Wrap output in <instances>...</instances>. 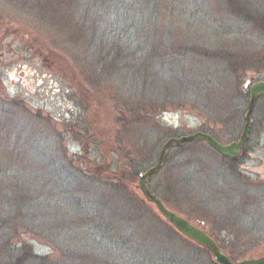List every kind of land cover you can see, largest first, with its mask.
Masks as SVG:
<instances>
[{"label": "rangeland", "instance_id": "1", "mask_svg": "<svg viewBox=\"0 0 264 264\" xmlns=\"http://www.w3.org/2000/svg\"><path fill=\"white\" fill-rule=\"evenodd\" d=\"M241 3L264 15V0ZM145 4V0H0V50L10 47L18 55L7 63L0 60V156H4L0 164L5 167L1 170L23 177L28 200L42 203L36 216L28 214L13 239L33 254L48 256L55 249L95 252L86 233L64 229L68 220L73 222L65 205L52 212L58 213L57 222L66 221L57 231L48 210L56 192L72 197L66 193L69 162L78 167L71 189L81 192L86 187L84 194L111 206L109 212L115 207L112 213L124 218L115 199L119 182L123 198L140 203L150 220L189 241L190 264H217L208 249L175 230L146 200L138 174L155 164L169 137L204 131L223 144L240 135L247 87L264 79V22L248 23L244 16H234L223 0H186L184 22H174L172 31L160 28L170 33L174 46L193 54V73L187 74L188 80L184 72L182 77L193 83L189 85L194 88L186 90L193 109L166 110L162 60L157 55L158 20L153 7ZM130 21L147 34L134 44L154 54L150 74L143 78V93L142 77L119 69L110 59L107 49L114 40L101 39L105 29ZM12 31L14 41L1 45ZM46 56L45 70L38 60ZM198 64L207 66L203 73L208 76L228 79L200 76ZM19 70L26 75L20 77ZM198 80L203 81L195 83ZM196 87L204 89L198 93ZM223 90H228L226 97ZM197 96L198 102L207 96L220 108L206 115L210 106L194 102ZM67 105L70 110L64 108ZM252 119L237 166L208 143L191 141L171 146L161 169L148 179L149 189L166 209L202 228L234 261L264 256V97L256 101ZM4 259L0 264L11 263Z\"/></svg>", "mask_w": 264, "mask_h": 264}, {"label": "trees", "instance_id": "2", "mask_svg": "<svg viewBox=\"0 0 264 264\" xmlns=\"http://www.w3.org/2000/svg\"><path fill=\"white\" fill-rule=\"evenodd\" d=\"M145 1V8L152 9L153 7L154 12L157 14H155L157 17L155 18L158 20L160 39L158 48L160 47L161 50L160 54L157 51V55L161 56L162 60V65L160 63V67H162L163 71L166 110L168 108H173L172 106H176V109L189 112V110L193 109V106L188 104L192 99H188L190 95L186 90L194 87L189 85H193L192 82L186 83V80H183L182 77H184V73L190 76L193 73L194 69L192 67L195 65L192 58L193 54L191 55L189 49L183 46L178 44L174 46L170 33L163 32L164 27L172 31V24L174 22L180 24L181 20H183L187 9L185 6L186 0ZM241 1L242 0H223V3L225 4L226 11L231 12L237 17L244 16L248 23L255 24L264 22V15L254 13V9L249 5L246 6L247 10ZM162 24L164 25L162 26ZM134 25L135 23L130 21L128 24L126 22L123 23L120 27H117V29L108 27L110 29H105L103 31L101 39L106 40L107 37L110 40H114V44L112 41V43L109 42L111 46L107 49L108 52H110V59L112 57L113 60L116 61V65L119 69L128 71L132 76L142 77V80L139 82V90L140 93H143L145 83L143 78L145 79V74H150V60L153 58L154 54L145 52L143 46L141 48L140 44H134V41L139 36L146 37L145 35H147L145 30L141 32L136 29V25L134 28L136 32L133 31ZM160 27H162L163 30H161ZM217 31V33L221 32L219 34H225L222 31ZM144 40H146V38ZM101 47L104 48L103 45ZM210 58H215L216 60L222 58L219 60H223L224 57L218 56L217 58L213 56ZM223 61L227 62L226 60ZM198 65L200 76H208V74L203 73V71L205 72V70H207V66ZM208 77L219 79L221 82H225L228 79L226 77L217 78L214 75H209ZM202 81L203 80H198V82L195 83L199 84ZM202 89L204 88L199 87L197 89L198 93H201L203 91ZM233 89H230V96ZM227 91H221L224 97H226ZM203 98L206 100L202 103L198 102L200 99L199 96L193 99V101L199 105L210 106L208 107L206 115H209L210 112H214L215 114L213 108L219 109L220 106H215L216 104L214 103L216 101L209 100L207 96ZM244 150L245 148L242 150V155L245 153ZM3 157L0 156V162ZM228 161L236 165L238 164L239 158L229 159ZM11 164L12 162L8 167H11ZM67 164L69 168L66 173V193L68 195L71 194L72 197H65L63 193L56 194V192L54 201L50 204L48 210L52 213L55 208L59 209V207H64L65 205L66 214L69 218H73V222L68 220L67 222L69 225L64 223L66 221L57 222L58 213H52L53 219L57 222H55V230L57 231L59 227L63 228V225H66V228H64L65 230L70 231L72 229L82 232V234L86 233L89 242L95 243V252L84 249V251L78 253H66L55 249L48 256H41L31 253L25 245V247L18 246L19 244L13 242V239L18 236L19 229L22 227L21 225L24 224L28 214H35L36 216L37 212L42 208V203L36 201L32 203L35 198L33 200H28L25 195L28 189L24 184L25 182H22L23 177L19 174L17 176H12V174L10 175L5 170H1L5 169V167L0 164V201L6 200L4 204L5 207H0V261L6 258L4 260L10 261V264H190L187 261V256L190 252H193V250L189 248V241L184 240L170 228L150 220L145 215V210L140 203L136 202L132 204L128 197L123 198L121 195L125 194V192L124 190L121 191V189H118L122 188L119 182L116 192L118 196H115V199L118 201L119 211H123V214L127 215L124 218L118 217L112 213L115 207L109 212V207L111 206L99 199L95 201V197L92 195L84 194L82 191H86V187H81L82 194H80L81 192L78 190L71 189L73 183L76 182L77 172L75 168L78 169V167H73L69 162ZM8 167L7 170H9ZM52 176L55 180L56 175L52 174ZM53 234L54 232L51 233L52 237H54ZM84 239H87V237ZM18 247L22 248L20 249ZM18 252H21L19 253L20 255H18ZM180 253L182 255H180ZM12 256H15L16 259H13Z\"/></svg>", "mask_w": 264, "mask_h": 264}, {"label": "water", "instance_id": "3", "mask_svg": "<svg viewBox=\"0 0 264 264\" xmlns=\"http://www.w3.org/2000/svg\"><path fill=\"white\" fill-rule=\"evenodd\" d=\"M247 88L249 99L243 115L244 123L241 130L242 132L236 139L229 143L222 144L221 142H218L213 135L204 131L192 132L189 135H181L180 137H169L163 144H161L162 146L155 164L138 174V187L146 200L156 206L162 217H164L175 228V230L179 231L184 237L186 236L201 247L208 249L213 260H215L217 264H264V256L241 259L239 261L230 259L222 249L219 248L218 243L202 228L193 225L188 219L181 217L174 211L166 209L162 201L149 189L148 179L161 169V166H163L166 161V155H168L169 148L171 146L180 147L185 142L204 141L223 158L234 159L239 157L242 153L241 150L248 142L253 122V108L259 97L264 95V79L252 81Z\"/></svg>", "mask_w": 264, "mask_h": 264}, {"label": "flooded vegetation", "instance_id": "4", "mask_svg": "<svg viewBox=\"0 0 264 264\" xmlns=\"http://www.w3.org/2000/svg\"><path fill=\"white\" fill-rule=\"evenodd\" d=\"M14 39H15V32L14 31H12L9 35H7V36H5L4 38H3V40L5 41L4 43L2 42L1 43V45H10L13 41H14ZM3 50V49H2ZM0 50V60H2V62H4V63H7V62H9L10 60H15L16 59V57L18 56L15 52H14V50L13 49H10V47L5 51V50ZM18 58V57H17ZM48 61V59H47V56L46 57H43V58H41V59H39L38 60V66L39 67H41L42 69H45L46 70V62ZM17 74L18 75H20V77H24L26 74H25V72L23 71V70H19L18 72H17ZM21 82H22V80H21ZM23 83V82H22ZM12 84H14V82L12 83ZM24 84H25V82H24ZM81 87V86H80ZM81 88H83V87H81ZM78 89V88H77ZM81 90V89H80ZM69 104H71V103H69ZM95 105V103H93V105L92 106H94ZM68 107H69V105H67V106H64V108H66V109H68ZM73 108V107H72ZM71 109V107L68 109V110H70ZM93 110H95V106L93 107ZM78 114V113H77ZM76 114V115H77Z\"/></svg>", "mask_w": 264, "mask_h": 264}]
</instances>
